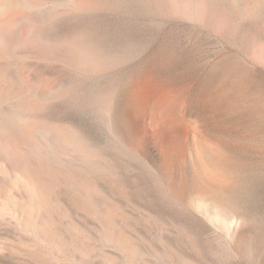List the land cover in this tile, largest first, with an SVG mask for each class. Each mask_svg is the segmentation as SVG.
Returning a JSON list of instances; mask_svg holds the SVG:
<instances>
[{"label":"rangeland","instance_id":"obj_1","mask_svg":"<svg viewBox=\"0 0 264 264\" xmlns=\"http://www.w3.org/2000/svg\"><path fill=\"white\" fill-rule=\"evenodd\" d=\"M7 1L28 6L0 26L13 20L19 33L18 23L29 31L43 20L63 53L40 64L20 41L24 58L2 56L0 68L44 88L55 66L57 97L36 117L78 134L107 174L67 166L75 184L59 178L50 193L56 235L30 234L24 254L20 233L1 226L0 264H264V150L240 159L232 133L264 108V0ZM70 41L96 53L92 66L67 58ZM194 182L216 191L218 208L192 207Z\"/></svg>","mask_w":264,"mask_h":264},{"label":"bare ground","instance_id":"obj_2","mask_svg":"<svg viewBox=\"0 0 264 264\" xmlns=\"http://www.w3.org/2000/svg\"><path fill=\"white\" fill-rule=\"evenodd\" d=\"M19 6H22L24 9V7L28 5L26 6L24 3L18 4L11 1L0 4V20L4 17L5 12L11 11ZM3 20H5V18H3ZM43 23L44 21L40 20L38 26H35L34 29H30L29 31L25 28L27 26L25 23H18L20 32L16 33L13 28L15 27L13 20L3 21L0 26V57L20 58L21 60L24 56L16 57L17 46L20 41H25V43L27 41L28 44L32 42L30 43L32 47L30 46L31 49L28 47V50L34 53L35 59H39L40 64L41 62L46 63L47 60L51 62L60 61L63 53L59 49V43L61 42L46 34ZM64 44L66 43L64 42ZM66 46L65 53L70 61H75L78 65L87 66L90 64L92 66L96 53L93 55L88 46H80L75 41L68 42ZM25 47L26 44L24 45V49ZM96 57L98 59L100 56L97 55ZM39 60H37V64ZM99 63L101 62L99 61ZM7 67L9 68V66ZM3 68L5 67L0 68V227L13 226L15 230L20 233L21 237H17L20 238L21 251L26 254L28 251V239L31 237L30 234L36 235L35 240L41 237L46 240L56 235V233L54 234V232H52L55 228L52 214L55 213L56 209L54 210L52 208V206L54 207V202L52 203L51 201L50 193L51 190L53 191L60 185L59 178H65L64 180H67L66 182L73 183L70 182L72 178L69 181L72 172L67 170V166H71L72 170L73 168L78 170V174L85 171L91 172L92 174V172L96 170L101 176H105L107 174V161L102 155L98 157L93 151V148L88 146V143H83V140L81 141L79 137H77L78 134L75 135V133L65 128L50 123L49 120L47 121L42 118L38 119L36 117V111H38L37 107L40 104L49 102L57 97L59 89L56 87L61 74L55 69V66H47V86L45 85L44 88L40 85H29L30 83L28 82H21L23 79L20 83L13 82L14 80L11 81L10 78L5 75L6 72ZM7 70L6 68V71ZM44 72L45 71H43L42 75H44ZM115 109L117 116L118 114L120 116L123 115L124 106L122 102L117 103ZM254 109L255 107L253 106L251 112ZM102 114L106 124V120L110 114V108L104 105L102 107ZM226 119L224 120L226 121ZM230 119H233V115ZM227 120H229V118ZM225 130L227 131V129ZM233 130L232 133L235 135V138L243 142L238 148H233L235 155L245 160H250L257 156L260 157L259 153H261L262 149L264 150V108L260 111L255 110L254 113H251L246 119H243L239 123H235V128ZM217 137L215 138L217 139ZM81 179L79 177L80 181L83 180ZM85 181L87 183V180ZM74 184L75 183H73V185ZM79 184V188L82 186V189L79 190L83 191L85 189L86 191V188L93 190V188L90 189L89 186H87L89 183L86 184L87 187L83 185L85 182H79ZM190 193L189 202L193 208L201 209L206 212L212 208H218L216 202L212 198V195H214L216 191L203 183H192ZM88 194L85 192V195ZM100 209H102V207ZM57 217L59 218L60 216L57 214ZM56 229L57 228H55V231ZM15 230L13 229V231ZM103 235L107 236L106 232H104ZM109 235L105 238H109ZM37 236L40 237L38 238ZM52 237L50 239H52ZM105 242L102 243L105 244ZM48 244H51V242Z\"/></svg>","mask_w":264,"mask_h":264}]
</instances>
